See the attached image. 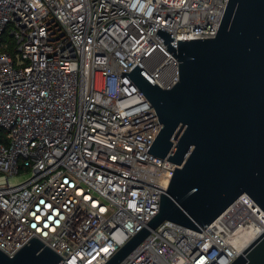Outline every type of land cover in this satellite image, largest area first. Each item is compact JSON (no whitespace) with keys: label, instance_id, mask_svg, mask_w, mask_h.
Returning <instances> with one entry per match:
<instances>
[{"label":"built area","instance_id":"obj_1","mask_svg":"<svg viewBox=\"0 0 264 264\" xmlns=\"http://www.w3.org/2000/svg\"><path fill=\"white\" fill-rule=\"evenodd\" d=\"M228 0H0V250L32 237L58 264H104L159 210L177 165L147 152L161 123L125 72L161 88L179 39L216 35ZM264 232L240 195L201 232L165 221L119 264H231Z\"/></svg>","mask_w":264,"mask_h":264},{"label":"water","instance_id":"obj_2","mask_svg":"<svg viewBox=\"0 0 264 264\" xmlns=\"http://www.w3.org/2000/svg\"><path fill=\"white\" fill-rule=\"evenodd\" d=\"M178 60V79L164 89L140 66L127 73L153 111L123 133L161 123L147 152L175 163L158 212L104 264H119L152 230L170 221L201 232L240 195L264 211V0H228L215 36L179 39L158 28ZM61 256L32 237L0 264H58ZM64 259V258H62ZM231 264H264V232Z\"/></svg>","mask_w":264,"mask_h":264}]
</instances>
